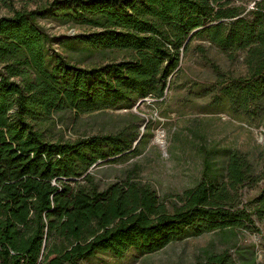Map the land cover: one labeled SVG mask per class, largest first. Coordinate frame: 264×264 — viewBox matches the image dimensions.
Returning a JSON list of instances; mask_svg holds the SVG:
<instances>
[{
  "label": "trees",
  "instance_id": "16d2710c",
  "mask_svg": "<svg viewBox=\"0 0 264 264\" xmlns=\"http://www.w3.org/2000/svg\"><path fill=\"white\" fill-rule=\"evenodd\" d=\"M235 1L53 0L0 17V264H81L96 253L119 260L190 233L257 229L246 205H232L242 187L262 182L255 214L264 218V150L260 172L239 151L227 153L223 174L204 155L201 180L168 213L137 178L101 188L89 170L135 150L140 140L131 129L86 139L47 136L56 113L78 118L162 99L194 40L245 68V75L226 78L214 67L216 103L264 120V0H249L251 8ZM50 19L85 30L55 38L40 23ZM55 41L120 59L81 67L55 53ZM205 47L195 50L210 63ZM204 264L235 263L222 252Z\"/></svg>",
  "mask_w": 264,
  "mask_h": 264
},
{
  "label": "rangeland",
  "instance_id": "374dc122",
  "mask_svg": "<svg viewBox=\"0 0 264 264\" xmlns=\"http://www.w3.org/2000/svg\"><path fill=\"white\" fill-rule=\"evenodd\" d=\"M52 1L0 0V17L11 16L17 10L33 11ZM246 1V6L251 8L252 1ZM235 4L241 3L236 0ZM40 23L55 38H66L85 30L70 23L59 25L51 19ZM55 42V53L81 67L100 66L120 59L107 51L89 52L72 43ZM197 44L209 48L206 54L210 63L197 53ZM182 57L181 70L172 78L162 99L150 97L139 100L131 109H105L78 118L56 113L47 133L52 139L74 140L131 129L140 140L135 150L98 162L89 170L101 188L120 183L127 177L137 178L156 191L168 213L183 206L185 191L195 188L201 180L204 155L215 159L219 173L223 174L227 153L239 151L246 154L256 172H260L258 157L264 150V120L237 115L226 103L215 101L218 85L214 67L225 73L226 78H235L245 75L241 61H227L215 47L210 48L201 40L192 41ZM262 187V182L242 187L232 205L234 209L246 205L257 229L242 225L233 230L190 233L187 238L172 241L154 253L130 251L119 260L108 253H96L81 264H204L209 257L222 252H228L235 264H264V218L255 214L260 205L256 197Z\"/></svg>",
  "mask_w": 264,
  "mask_h": 264
}]
</instances>
